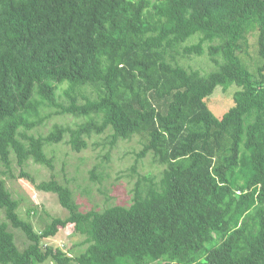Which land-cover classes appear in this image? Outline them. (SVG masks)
Here are the masks:
<instances>
[{
	"label": "trees",
	"instance_id": "obj_1",
	"mask_svg": "<svg viewBox=\"0 0 264 264\" xmlns=\"http://www.w3.org/2000/svg\"><path fill=\"white\" fill-rule=\"evenodd\" d=\"M218 86L236 88L220 117ZM103 134L138 138L162 170L138 173L128 206L81 210L48 150ZM12 159L21 177L48 168L36 187L68 215L36 230L0 180V264H264V0H0V162ZM69 226L82 251L44 243Z\"/></svg>",
	"mask_w": 264,
	"mask_h": 264
},
{
	"label": "rangeland",
	"instance_id": "obj_2",
	"mask_svg": "<svg viewBox=\"0 0 264 264\" xmlns=\"http://www.w3.org/2000/svg\"><path fill=\"white\" fill-rule=\"evenodd\" d=\"M187 62L193 68L211 69L206 57H192ZM235 90L234 86H230L223 92V89L218 86L208 98L209 107L216 117L222 116L232 106ZM73 122L74 119H67L68 124ZM51 124L52 121L39 130L46 133ZM106 136L107 134H103L100 137L89 138L88 147L81 152L72 151L65 142L49 147L48 154L55 156L56 177L70 186L74 197L81 205V210L91 208L100 210L112 204L128 206L131 188L138 173L159 175L162 170V166L156 164L150 154L143 158L137 157V152L141 148L138 138L111 146ZM95 142H98V145H94ZM12 160L11 170L0 162V180H5L12 196L20 199L18 208L20 216L31 220L38 231L51 217H66L68 212L60 206L57 195L43 192L36 187L39 182L50 178L51 171L44 166L29 162L22 167L26 176L21 177L19 174L21 168L16 165L14 159ZM94 166H96L97 179L91 178L90 170ZM30 207H36L37 214L28 215L27 211ZM3 220H5L4 212L0 209V222ZM10 229L15 234L17 246L23 249L27 244L26 237L17 229ZM82 240L83 236L73 232L72 227L69 226L56 236L45 240L44 243L60 246L64 251L75 255L85 248L81 245Z\"/></svg>",
	"mask_w": 264,
	"mask_h": 264
}]
</instances>
